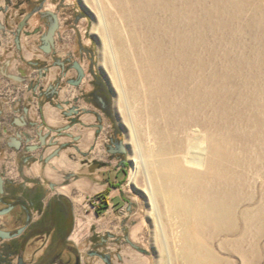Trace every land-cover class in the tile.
Returning a JSON list of instances; mask_svg holds the SVG:
<instances>
[{
	"label": "rangeland",
	"instance_id": "374dc122",
	"mask_svg": "<svg viewBox=\"0 0 264 264\" xmlns=\"http://www.w3.org/2000/svg\"><path fill=\"white\" fill-rule=\"evenodd\" d=\"M10 1L0 0V11H3L0 14L1 23L5 20L6 12H4V9L8 7ZM99 1L100 3L96 0H41L44 12L56 14L60 25L57 33V44L53 53L54 62L64 63V60L69 57L72 66H70L71 70L66 76L67 79H73V81L77 75V78H79V72L74 64H78L83 69L84 83L82 82L75 87L83 86L81 99L85 100L87 98L85 101L86 104H89L88 107L96 109L100 113L95 115L97 126L94 129L97 131H95L94 139L96 145L103 146L102 152L96 154V160L93 162L89 153H85V157L79 151L80 157L85 158L82 164L84 167L90 165V172H96L102 178L111 173L109 162L112 158L118 157L121 170L126 172V174L122 173V180L116 185L117 188L121 189V193L114 201L111 198L109 199L107 195L100 198H84L75 195L68 187L58 189V192L70 197L73 206V227L70 243L81 257L82 264H170L165 247H163V251L166 260L162 261L160 256L161 245L156 244L154 239V232L159 228L158 224L160 223L158 222L157 213L153 210V204L147 189L150 191L152 189L154 193L158 191H156V188L165 189V186L175 185L178 192L186 190L191 195V183L184 184L185 181L166 179L164 177L166 173L173 178L170 168H161L155 164V161L161 159L170 162L171 165L173 164L172 160H174V164H180L182 167L187 166L182 161L181 163L177 161L184 156L183 152L187 151L186 131L168 116L159 117V107L155 99L151 101V111L152 114L158 115V117H155L150 124L151 118L144 112L146 90L141 84H136L137 82L135 83L132 75L125 71L127 60L132 66L134 65V71L138 69L134 50L141 52L140 45L146 48L145 42H143L146 41L143 35L145 27L143 23H138L140 24L138 34L141 42L139 41L140 45H136L135 49L131 40L123 32L121 33V35L123 34L122 37L120 34L113 36L110 34L108 36L105 21L115 25L118 19L116 20L115 9L110 0ZM14 4L10 5L7 17L18 15L19 21L22 18L21 10H30L28 6H23L16 11V7L19 6L17 0H14ZM207 5L210 11L213 12V17L217 23L210 24L206 29L198 23V28L200 31L202 30V35H206L203 36L206 46L211 45V49L215 51L218 61H216L214 67L219 71L230 73V70L226 71V68L231 66L234 69L233 74L235 73L230 82L220 84L224 89L222 88L221 95L217 96L214 110H211L216 115L214 126L219 138L236 146L232 151L236 153L237 159L243 162L240 166L228 165L231 166L236 176L234 182L230 183V187H234L236 194L237 215H241V211L248 209V216L255 217L257 220H260L257 217L261 216L262 220L261 224L256 220L251 223L248 221L247 216L244 243V248L248 252L246 264H264V234L261 237L259 236L260 229L264 232V107L262 106L264 105V69H262L259 58V55L264 52V27H261V23L258 22L261 17H264V0H246L243 6H231L228 12H224L225 14L219 12L225 8L223 7L224 4L221 5L222 8L218 7L217 9L211 1H208ZM165 17L163 16L164 19ZM217 18L220 19L217 20ZM188 22L186 18L182 19L183 26L189 25ZM38 25H42V21L39 20V17H35L30 22V30L35 29ZM98 29H100V32ZM103 30L105 33L104 38L101 35ZM8 38L10 42L7 45L8 39L6 38L5 45L7 48L4 53L2 54L3 50L0 51L1 78H5L6 74L19 77V69L31 73L33 68H30L27 62L31 59H43L40 49L37 50L40 45L39 38L35 37V40L31 42L36 50L25 53L26 60L21 66L13 49L14 38L11 33H9ZM27 39V35L21 36V40L26 41ZM104 40L110 47L109 52L114 51L116 54L118 69H116V63L113 62L112 58V62H108V65L102 62L105 50ZM121 41H124L123 45H120ZM27 46L28 43H25V47ZM201 55L202 58L209 57L203 51H201ZM248 58L252 60V65L246 64L245 60ZM46 59L47 63L44 66L41 65L40 70L46 67L49 69V75H52L50 69L58 68V65L53 64L52 59ZM137 59H139V56ZM5 62L9 64L8 68L5 67L6 69L4 68ZM36 70L38 71V69ZM60 75L61 71L57 77H60ZM9 81L21 84V82L12 79ZM97 83L102 90L104 106L102 108L91 99V94L95 92ZM35 86L34 88H38L37 85ZM30 103L32 106L34 105L33 102ZM29 109L28 114L26 113L27 116L31 112V108ZM65 117L68 120L70 119L69 122L71 123L79 115L73 117L67 115ZM201 118L203 119L202 115ZM70 123L68 129L74 126ZM32 124H34L32 128H35V123ZM78 124H80V121ZM10 125L13 126L12 123ZM152 128L157 129L158 133H152ZM54 134L56 135L54 136ZM41 135L48 136L47 145L41 150L56 147V151L62 152L70 149L72 144L75 146L71 148L76 149V141L66 145L59 144L56 139L64 140L65 138L55 130H49L48 133H39L37 137L41 138ZM116 135L119 142L117 145H122L125 149L122 154H115L116 151H113L115 148H111L113 146V136ZM230 135L241 137V139L234 140L230 138ZM38 142H40L39 138ZM138 142L140 143L139 146ZM51 143L53 145H49ZM39 145L41 143H38L37 146ZM182 146H184L183 150L176 154V149ZM93 147L95 148V146ZM165 148L173 149V154L167 155ZM154 150L162 152L159 155L160 157L151 154V151ZM0 154V158L6 157L3 153ZM139 154H142L146 166H141L137 180L133 181L134 157L139 156ZM16 159L10 163L9 170L13 168L14 172H9L8 177H17L19 174L22 166L19 165V161H16ZM66 161L68 164L63 165L65 170L70 169L71 165L68 159ZM148 162H150V165ZM84 169L85 171L83 170L80 176H83L86 172V168ZM72 178L74 176L65 174L64 178H61L58 183L66 185L72 181ZM205 181L206 179L201 181L202 185H206ZM49 182L56 186L55 180ZM102 206L109 209L107 208L106 211L101 210ZM163 209L165 217L163 219H165L167 226L166 233L168 236L171 233L174 235L176 229H174V225L170 224L171 222L169 223L172 216L168 217L165 206ZM238 226L240 231L232 235L238 234V236H241L244 233V223L239 221ZM222 247L225 249H221ZM214 248L219 257L230 260L231 264H243L242 259L235 254V248L222 246L220 239L216 241ZM179 264H181V260Z\"/></svg>",
	"mask_w": 264,
	"mask_h": 264
},
{
	"label": "bare ground",
	"instance_id": "6f19581e",
	"mask_svg": "<svg viewBox=\"0 0 264 264\" xmlns=\"http://www.w3.org/2000/svg\"><path fill=\"white\" fill-rule=\"evenodd\" d=\"M96 1L100 3L99 0ZM208 1H211L216 9L222 8L221 5L224 4L223 11H219L224 13L228 12L231 6H243L246 0H110L118 22L115 25L106 21L104 23L108 36L120 34L122 37L123 32L131 40L134 49L141 42L138 23H143V35L146 38L143 42L146 48L140 45L141 52L134 50L138 69L134 71V65L127 60L125 71L132 75L136 84H141L146 90L143 111L151 118L150 124L158 115L160 118L168 116L186 131L187 151L183 152L184 156L177 161H182L187 166L174 164V160L171 165L161 159L155 161V164L161 168H170L173 178L166 173V179L185 181L184 184L191 183V195L186 190L178 192L175 185L165 186V189L155 187L159 194L147 189L160 223V230L156 229L154 239L156 244L161 245L162 261L166 260L163 251L165 247L170 264H179L180 260L181 264H231L230 260L217 254L214 244L218 239L222 246L234 247L235 254L242 259L243 264H246L248 256L244 243L249 210L245 209L240 212L241 215H237L236 194L234 187H230L236 176L231 166H228H240L243 162L237 159L236 153L232 151L236 146L217 136L214 126L216 115L211 111L215 108L217 96H220L224 89L220 84L230 82L235 73L233 74L234 69L231 66L226 68L230 73L214 67L218 61L215 51L211 49V45L206 46L203 37L206 35H202V30L198 28V23L204 29L217 23L213 12L208 8ZM163 16H166L165 19ZM184 18L189 21V25L183 26ZM258 22L264 27V17ZM98 30L100 32V29ZM101 35L105 37L104 30ZM123 43L124 41H121L120 45ZM104 49L102 62L108 65L113 59L116 63V54L114 51L109 52L110 47L105 40ZM201 51L209 57L202 58ZM259 58L264 69V52ZM245 61L246 64L252 65L250 58ZM115 67L118 69L117 63ZM153 99L158 103V115L152 114L151 111ZM132 127L134 129V125ZM151 132L158 133V130L152 128ZM230 138L241 139L232 135ZM183 147H178L176 154L180 153ZM165 153L172 155L173 149L165 148ZM151 154L159 156L162 152L154 150ZM134 160L132 180L136 181L141 166H146V162L142 154L135 156ZM148 164L150 165V162ZM204 179L206 185H202L201 181ZM164 206L168 217L172 216L169 223L176 229L174 235L171 233L168 236L166 233ZM257 218L260 220L248 216V221L252 223L256 220L261 224V216ZM239 221L244 223V233L241 236L232 235L240 231ZM260 231L261 237L264 232L262 229Z\"/></svg>",
	"mask_w": 264,
	"mask_h": 264
},
{
	"label": "flooded vegetation",
	"instance_id": "af4514ba",
	"mask_svg": "<svg viewBox=\"0 0 264 264\" xmlns=\"http://www.w3.org/2000/svg\"><path fill=\"white\" fill-rule=\"evenodd\" d=\"M9 3L8 7L4 9V12H6L5 20L3 23L0 22V51L3 50L2 53H4V50L7 48L5 40L6 38L9 39L8 36L9 33H11L14 38L13 49L17 55L16 58L20 61L19 65L21 66L24 60H26L25 53L34 48L32 45H29L27 48H24L23 45L21 46V36L25 34L28 38L32 39V41L35 40V37H38L40 45L37 50L40 49L44 60H27L29 67L33 68V70L31 73H28L24 69H19L18 78L22 80L21 84L27 83L28 80H32L34 86L37 85L40 87V82L49 75V69L43 67L40 70V66H44L47 63L46 58L53 60V53L57 44V33L60 29V25L56 31L55 43L53 46H50L51 51L46 52L45 49H48V47L44 45L43 39L48 34L55 21L52 16L54 13L44 12L41 0H17L19 6L16 7V11L20 10L23 6H28L30 10H21L22 18L18 21V15L7 17L9 15L8 10L10 5H15L14 0H11ZM2 12L1 10L0 14ZM35 17H39V20L42 21V25H38L35 29L30 30V22ZM9 42L10 40L7 42V45ZM53 64L58 65L61 71L60 77H57L58 83L62 82V85H68V83L71 82L72 84L73 80L67 79L66 76L71 70L70 66H72L69 57L64 60V63L54 62L53 60ZM8 66V62H5L4 68H8ZM1 67L2 66H0V68ZM36 69H38V71ZM76 78L74 81L79 79ZM4 79L10 80L7 76H5ZM40 92H44L43 88H41ZM101 93L102 90L97 83L95 92L91 94V99L97 102L98 106L102 108L104 106ZM55 96H57V94L50 99H54ZM85 100H87V98ZM29 108H31V105L21 111L23 118L27 116L26 113L28 114L30 111ZM70 110L66 112V115H68ZM80 115L81 111L79 117L75 119L76 121L70 123L72 126L78 124ZM16 120L17 119L12 122V127H19L18 125L16 126ZM25 120L28 125L26 127H20V129H29L31 127L28 120L26 118ZM7 131L8 121L2 119V114H0V138H2ZM25 133L27 132L20 134L23 135ZM16 137L17 135L12 138ZM38 138L41 139L40 137ZM11 139L8 144L9 146ZM112 141L114 147L111 146V148H115L113 150L116 151L115 154H121L119 153L120 147L117 145V143L119 144L117 135L115 137L113 136ZM74 146L73 144L71 145V147ZM16 151L26 152L23 147ZM26 153L28 155L24 158V161L30 163V161L34 159V153ZM11 161L12 160L6 157L0 158V164L4 165L5 169ZM0 177V212H4L3 215H0V232L6 234L5 237H1L0 235V264H82L81 257L70 243L71 230L73 227V206L71 199L67 195L58 192L56 186L51 182L27 177L22 171H19L17 177H8L0 172Z\"/></svg>",
	"mask_w": 264,
	"mask_h": 264
},
{
	"label": "crops",
	"instance_id": "0c3cea01",
	"mask_svg": "<svg viewBox=\"0 0 264 264\" xmlns=\"http://www.w3.org/2000/svg\"><path fill=\"white\" fill-rule=\"evenodd\" d=\"M31 42L32 39L28 38L26 41L22 40V45L24 48H27L29 45H32ZM25 43H28L27 47H25ZM31 50L34 51L36 49L33 48ZM2 54L1 57L3 56ZM1 65L2 62L0 61ZM50 72L52 75L42 80L38 88H34L32 80L19 84L0 77V114H2V119L8 121V131L0 138V153H3L6 158L12 161L17 158L16 161H19V165L22 166L20 167V171L27 177L45 181L55 180L57 190L62 187H68L75 195H80L84 198H100L107 195L109 199L111 198L114 201L121 193V189L117 188L116 185L122 180V173L126 174L125 171L121 170L118 157H113L109 162L111 173L101 178L96 172H90V165L84 167L82 161L85 158H81L78 153L80 151L81 155L85 157V153H89L94 162L96 154L102 152L103 146L96 145L94 139L95 131H97L94 129L97 126L95 124V115H99L100 113L96 109H90L88 107L89 104H86L87 102L81 99L83 86L75 87L69 83L68 85H62V82L58 83L57 81L60 69L52 68ZM41 88L44 91L42 93L40 92ZM55 94L57 96L51 100L50 98ZM30 102H33L34 105L32 106ZM29 105H31V112L25 118L31 124L35 123V128L20 129V127H12L10 123L15 119L23 117L21 111ZM74 107H78L81 111L80 124H76L71 129H68L69 121L71 120L65 117L67 116L66 112ZM49 130H55L65 138L64 140L57 138L56 140L59 144L66 145L76 141L77 150L72 148L64 150L60 152L59 156L47 163L44 159H48L57 150L56 147H49L34 153V159L30 163H26L24 158L28 154L25 151L17 152L8 146L12 137L23 132H27L32 136L29 146H36L38 145L37 136H39V133H48ZM88 136L89 138H87ZM66 159L71 163L70 169L67 170L63 169V165L68 164ZM9 166L10 164L5 169L4 165L0 164V172L6 176L9 175V172H14L13 168L9 170ZM84 168H86V172L83 176H80L81 172L85 171ZM65 174L72 175L74 178L66 185H61L58 182L61 178H64Z\"/></svg>",
	"mask_w": 264,
	"mask_h": 264
},
{
	"label": "water",
	"instance_id": "95a60500",
	"mask_svg": "<svg viewBox=\"0 0 264 264\" xmlns=\"http://www.w3.org/2000/svg\"><path fill=\"white\" fill-rule=\"evenodd\" d=\"M53 18H54V23L52 24L48 34L44 37L43 39V42H44V45H47L48 49H45L46 52H50L51 51V47L50 46H53L54 43H55V35H56V31L59 27V22H58V18L56 15L52 14ZM75 68L78 70L79 72V79L77 81H73L72 82V85L73 86H79L83 79H84V71L83 69L75 63ZM6 76L9 78V79H12L14 81H17V82H22V80L16 76H13V75H7ZM80 111L77 107L75 108H72L70 110V112L68 113V115L70 117H73V116H76V115H79ZM17 124L19 127H26L28 125V123L26 122L25 118H20V119H17ZM73 121L75 122L76 120L73 119ZM32 126L31 127H34V124H31ZM48 136H42L41 135V139H40V143L41 145L39 146H29V143L31 142V139L32 137L25 133L23 135H21L20 133L17 135L16 138H12L11 139V143H10V147L11 148H14L16 150H20L22 147L26 150V152L28 153H36L38 151H40L43 147H45L47 145V140ZM49 145H53V143L49 144ZM120 147V150H119V153H124L125 152V149L122 147V145H118ZM59 153L60 151H55L48 159L45 160V162L49 163L51 160H53L55 157L59 156ZM1 179V177H0ZM4 212H0V215H3ZM0 235L1 237H5L6 234L0 232Z\"/></svg>",
	"mask_w": 264,
	"mask_h": 264
},
{
	"label": "trees",
	"instance_id": "16d2710c",
	"mask_svg": "<svg viewBox=\"0 0 264 264\" xmlns=\"http://www.w3.org/2000/svg\"><path fill=\"white\" fill-rule=\"evenodd\" d=\"M108 207L102 206L101 210L106 211Z\"/></svg>",
	"mask_w": 264,
	"mask_h": 264
}]
</instances>
